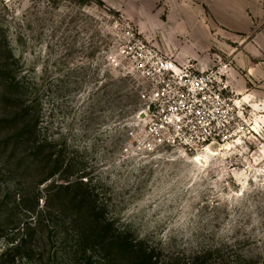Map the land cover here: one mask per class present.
<instances>
[{
  "label": "rangeland",
  "instance_id": "rangeland-1",
  "mask_svg": "<svg viewBox=\"0 0 264 264\" xmlns=\"http://www.w3.org/2000/svg\"><path fill=\"white\" fill-rule=\"evenodd\" d=\"M111 1L0 0V34L36 87L42 135L64 149L69 180L86 168L119 230L182 262L208 252L214 261L243 256L264 264V0H114L121 8ZM128 26L153 44L145 31H157L171 45L163 52L181 61L230 65L228 93L243 111L235 142L201 161L180 152L152 159L127 153L142 103L136 79L107 56ZM5 167L1 194L11 202L26 177ZM62 238L41 243L44 261ZM65 256L74 260L70 251Z\"/></svg>",
  "mask_w": 264,
  "mask_h": 264
},
{
  "label": "trees",
  "instance_id": "trees-1",
  "mask_svg": "<svg viewBox=\"0 0 264 264\" xmlns=\"http://www.w3.org/2000/svg\"><path fill=\"white\" fill-rule=\"evenodd\" d=\"M75 1L104 5L103 0ZM1 31L0 104L6 108L0 115V134H7L0 136V174L8 166L10 172L26 177V185L15 192L11 202L6 201L9 193L2 195L0 188V264H79L84 260V264H254L243 256L240 260L227 257L214 261L208 252L182 262L174 254H164L135 239L130 231L119 230L106 216L86 168L80 169L82 173L74 180L66 176L64 149L55 139L42 135L36 87L22 72L5 31ZM74 163L68 170L76 166ZM33 171L39 173L38 180L32 177ZM43 184L46 186L41 190ZM59 234L63 238L55 250L60 247L64 253L58 250L52 255L49 250L44 261L46 249L42 246L52 244V238ZM69 251L74 260L66 263Z\"/></svg>",
  "mask_w": 264,
  "mask_h": 264
},
{
  "label": "built area",
  "instance_id": "built-area-1",
  "mask_svg": "<svg viewBox=\"0 0 264 264\" xmlns=\"http://www.w3.org/2000/svg\"><path fill=\"white\" fill-rule=\"evenodd\" d=\"M107 59L137 81L142 121L129 130L125 148L129 155L152 159L180 152L196 158L235 142L243 111L228 93L229 64L203 67L181 61L131 26L122 28Z\"/></svg>",
  "mask_w": 264,
  "mask_h": 264
},
{
  "label": "crops",
  "instance_id": "crops-1",
  "mask_svg": "<svg viewBox=\"0 0 264 264\" xmlns=\"http://www.w3.org/2000/svg\"><path fill=\"white\" fill-rule=\"evenodd\" d=\"M111 3H112V5L113 6H120V8L121 7H123L124 5H121L119 2H117V1H111ZM142 29V28H141ZM148 31H145V35H146V37L148 38V39H150V40H153L154 41V44L156 45V46H158L162 51H167L166 50V45H169L170 47H171V45L169 44V42H168V39L165 41L166 42V44L164 43V41H162L159 37H158V35L156 34V32H155V36H153L152 34H149V33H147ZM179 60H181L180 58H179V56H176Z\"/></svg>",
  "mask_w": 264,
  "mask_h": 264
},
{
  "label": "bare ground",
  "instance_id": "bare-ground-1",
  "mask_svg": "<svg viewBox=\"0 0 264 264\" xmlns=\"http://www.w3.org/2000/svg\"><path fill=\"white\" fill-rule=\"evenodd\" d=\"M218 153L216 151H213L211 149H208V152L205 155L199 154L196 158H194L195 161H201L203 158H205L207 155H217Z\"/></svg>",
  "mask_w": 264,
  "mask_h": 264
}]
</instances>
